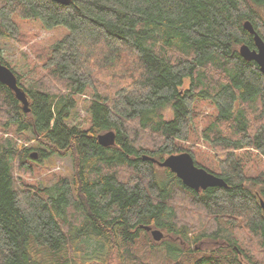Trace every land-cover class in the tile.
Listing matches in <instances>:
<instances>
[{"label":"trees","instance_id":"obj_1","mask_svg":"<svg viewBox=\"0 0 264 264\" xmlns=\"http://www.w3.org/2000/svg\"><path fill=\"white\" fill-rule=\"evenodd\" d=\"M34 21L67 33L28 86L0 57L27 99L0 83V131L32 141L0 136V264H264V75L239 54L245 21L264 42V0H0V39L24 43ZM81 94L87 129L68 123ZM183 152L226 186L190 189L155 162ZM52 156L70 178L15 177ZM90 236L100 256L84 260Z\"/></svg>","mask_w":264,"mask_h":264},{"label":"rangeland","instance_id":"obj_2","mask_svg":"<svg viewBox=\"0 0 264 264\" xmlns=\"http://www.w3.org/2000/svg\"><path fill=\"white\" fill-rule=\"evenodd\" d=\"M23 27L31 31L34 36L32 38H25L24 43L17 42L10 39H0V57L4 59L20 76V84L28 86L41 77L45 71L41 67L50 46L67 33V28L64 26H57L54 29H43L38 21L23 23ZM187 81L185 82V86ZM77 106L74 109L71 118L68 120L69 124L78 125L82 129L89 127V115L86 111L88 104V94H81L76 97ZM204 113L210 111L209 107L204 108ZM204 113L202 115H204ZM166 118L171 117V113L167 112ZM0 136L3 138H9L14 141L18 146H30L32 141L26 139V136L16 135L13 131H0ZM200 149H206L202 143H198ZM258 168L263 169V162L258 161ZM72 175V164L69 157L52 156L45 159L42 164L35 167V172L32 177H23L15 173V177H20L21 180L34 185L49 186L55 183L59 178H70ZM160 240L155 241L150 234V237L156 243H169L175 247V249H185L187 246H183L178 240L171 239L167 234L163 233ZM85 253L84 260L96 259L100 256V242L94 237L90 236L83 243ZM167 250L166 246H160L158 254L153 256V259H160L165 257ZM174 253H172L173 255ZM111 264H117L112 262Z\"/></svg>","mask_w":264,"mask_h":264},{"label":"water","instance_id":"obj_3","mask_svg":"<svg viewBox=\"0 0 264 264\" xmlns=\"http://www.w3.org/2000/svg\"><path fill=\"white\" fill-rule=\"evenodd\" d=\"M59 4L67 5L71 0H51ZM243 27L253 36L254 48L251 49L243 44L239 47V54L245 60H251L257 63L261 73L264 75V42L255 32L249 21L243 23ZM0 83L7 86L20 100L23 109L27 111V99L22 89L17 85L14 73L0 62ZM98 142L107 146L113 144L114 133L112 131L98 135ZM36 156V155H35ZM158 166L167 168L173 172L176 177L188 188L193 190H204L208 187L226 186L224 181L213 173L208 172L202 167L196 166L190 153L171 154L162 161H155ZM260 205L264 210V202L260 200ZM155 241L160 240L162 233L158 229L145 227Z\"/></svg>","mask_w":264,"mask_h":264}]
</instances>
